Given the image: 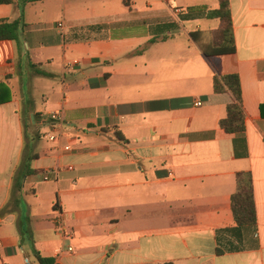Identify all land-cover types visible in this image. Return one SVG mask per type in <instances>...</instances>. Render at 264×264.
I'll list each match as a JSON object with an SVG mask.
<instances>
[{"label":"crops","instance_id":"crops-1","mask_svg":"<svg viewBox=\"0 0 264 264\" xmlns=\"http://www.w3.org/2000/svg\"><path fill=\"white\" fill-rule=\"evenodd\" d=\"M128 1L100 23L75 0L0 5V20L23 19L16 41L0 40V264H36L34 252L54 264H264V0H229L235 51L211 58L201 49L219 22L204 18L131 53L157 25L218 0ZM102 24L116 28L80 35ZM228 74L240 135L219 127L232 99L212 79ZM239 172L251 175L256 224L223 235L238 250L217 256Z\"/></svg>","mask_w":264,"mask_h":264},{"label":"trees","instance_id":"trees-1","mask_svg":"<svg viewBox=\"0 0 264 264\" xmlns=\"http://www.w3.org/2000/svg\"><path fill=\"white\" fill-rule=\"evenodd\" d=\"M22 6L44 1V0H16ZM14 3V0H0V5H9ZM209 19L218 20L219 27L212 31L210 40L207 46L201 49L205 58L219 57L233 54L234 39L232 31L231 12L229 8V0H218V7L216 9H209L205 6H197L186 9L185 13L179 14L178 22L171 21L156 26L155 38L149 40L141 48L135 50L132 55L142 54L150 45L156 43L158 40H164L166 37L162 36L158 39V35L170 33L180 28V22L195 20V19ZM23 25L22 17L17 20H0V40L1 41H16L18 39V27ZM121 25H119L120 27ZM123 26H127L124 24ZM116 28V26H108L106 24L93 25L85 29L86 32H91L97 35L105 34L109 29ZM192 40L197 42V34H190ZM39 75H43L38 72ZM213 93L215 94H229L231 96V103L226 106L225 118L220 120L219 127L227 134H242L244 132V112L242 107L241 87L239 77L237 74L215 75L212 79ZM32 158L29 154L24 157L21 176L33 173L30 169V161ZM231 212L235 227L218 230L216 255L221 256L226 252L237 251L238 248L232 247V244H220L223 235L231 234L234 238H238L240 231L246 227H254L256 224V213L253 198V188L251 175L248 172H239L235 175V191L230 198ZM34 259L36 264H54L53 258L42 257L38 252H34Z\"/></svg>","mask_w":264,"mask_h":264},{"label":"rangeland","instance_id":"rangeland-1","mask_svg":"<svg viewBox=\"0 0 264 264\" xmlns=\"http://www.w3.org/2000/svg\"><path fill=\"white\" fill-rule=\"evenodd\" d=\"M121 1L122 0H75V4L79 7V10L86 12L87 16L83 18V21L85 20V23H100V22H108L110 20L112 21L113 19L117 17H122L120 16L121 15L120 10L122 6ZM129 1L133 3L136 2L137 7H139L141 5V2H138V1H142V0H129ZM107 2L111 4L112 9L106 13L99 7H102V4H105ZM125 12H127V9H125ZM51 21L52 22L57 21L55 16L52 17ZM80 35L83 37L85 36V37L92 38V39L101 37V35H97L91 32L90 33L81 32ZM33 128L34 127H29L28 133L30 134L32 132H36L35 134L38 137V131L37 130L34 131ZM24 236H25L24 238H26L27 240L30 239L29 233H25Z\"/></svg>","mask_w":264,"mask_h":264},{"label":"built area","instance_id":"built-area-1","mask_svg":"<svg viewBox=\"0 0 264 264\" xmlns=\"http://www.w3.org/2000/svg\"><path fill=\"white\" fill-rule=\"evenodd\" d=\"M73 64H77L76 62H73ZM194 106L199 107L201 106V102H196ZM47 121L49 122L50 125L58 124L62 121V113L60 111H55L46 116ZM45 138L50 142V143H56L57 142V137L50 131L45 135ZM65 152H70L71 148L69 146H66L63 148ZM46 180V178H45ZM62 228V227H60ZM65 235V234H64Z\"/></svg>","mask_w":264,"mask_h":264}]
</instances>
